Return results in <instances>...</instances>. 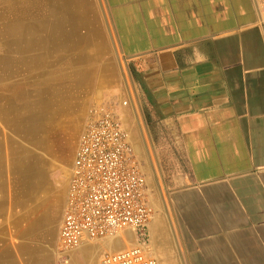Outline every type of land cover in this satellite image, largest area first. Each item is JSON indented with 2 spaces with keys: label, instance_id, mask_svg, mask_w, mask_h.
<instances>
[{
  "label": "crops",
  "instance_id": "1",
  "mask_svg": "<svg viewBox=\"0 0 264 264\" xmlns=\"http://www.w3.org/2000/svg\"><path fill=\"white\" fill-rule=\"evenodd\" d=\"M33 2L0 0V264H64L59 239L83 108L102 88L85 87L75 105L72 158L60 149L47 160L52 126L67 128L55 122V82L56 57L63 67L70 43L60 41L56 55L51 33L36 36ZM100 2L110 39L141 78L160 155L175 169L167 186L179 246L170 264H264V22L255 0ZM61 169L63 181L49 180ZM121 239L131 241L78 250L98 264L103 254L91 245Z\"/></svg>",
  "mask_w": 264,
  "mask_h": 264
},
{
  "label": "built area",
  "instance_id": "2",
  "mask_svg": "<svg viewBox=\"0 0 264 264\" xmlns=\"http://www.w3.org/2000/svg\"><path fill=\"white\" fill-rule=\"evenodd\" d=\"M264 22V0H255ZM154 216L145 175L130 131L114 104H96L78 140L70 169L68 199L59 247L70 253L83 245L135 235L134 244L105 253L98 264H160L148 245Z\"/></svg>",
  "mask_w": 264,
  "mask_h": 264
},
{
  "label": "rangeland",
  "instance_id": "3",
  "mask_svg": "<svg viewBox=\"0 0 264 264\" xmlns=\"http://www.w3.org/2000/svg\"><path fill=\"white\" fill-rule=\"evenodd\" d=\"M80 6H82L80 13L86 15L88 19L96 18L97 25L99 26L100 42L102 44V46L96 49L95 41L92 46L85 47L87 53L83 54L87 67L97 72V86H101L102 88L93 99L87 100L84 105L81 132L86 125L89 110L93 105L101 103L116 105V109L121 114L125 126L131 132L132 145L137 156L140 171L147 179L149 202L154 208V216L149 223L147 231L148 245L153 254L158 255V259L162 258L160 252L164 253L165 251L164 258L167 264H170L168 255L177 251V247L179 246L174 212L170 203L171 189L167 186L171 177L175 175V169L168 164V160L161 157L159 144L152 137L142 99L136 87V84L140 85L139 78L135 74L131 76L134 73L131 72L132 68L110 39L111 29L106 27V14L102 12L100 0H82ZM76 34L72 33V36L74 37ZM73 48L77 49L76 46H73ZM67 130L65 132L59 130L55 136L53 134L54 138L62 134L59 138L61 142L59 145L57 144L59 147L54 148V151L60 150V148L65 149L63 150L62 157L65 162H68L72 158L76 136V133L71 134L72 131L76 132V130L72 129L71 132ZM64 133L65 135H63ZM63 137L66 138L64 139ZM49 180L63 181V170L55 171L50 175ZM156 228H162L159 234L154 233ZM127 240H131L130 243L123 240V245L116 249L109 247L110 245H102L103 243H94L91 247L96 248L101 256L102 254L120 251L133 245L131 243L134 242L135 235L128 234ZM60 260L64 264H89L82 260V253L79 250L71 255L67 253L63 254Z\"/></svg>",
  "mask_w": 264,
  "mask_h": 264
},
{
  "label": "bare ground",
  "instance_id": "4",
  "mask_svg": "<svg viewBox=\"0 0 264 264\" xmlns=\"http://www.w3.org/2000/svg\"><path fill=\"white\" fill-rule=\"evenodd\" d=\"M24 1H27V0H24ZM33 1L35 2V0H33ZM81 3H82V0H37V4H35V6L37 7L36 18H35L37 21V34H36V36L39 39H43L45 36H48V34L51 33V36L53 35V39L55 40L56 45H57L56 55L60 54L59 53V47H58V43L60 41H64V42L67 41L70 43V45H69L70 46L69 61L67 60V63L63 67L59 68V63H58L59 59H58V56L56 57V59H57L56 72L57 73H56V82H55L56 83L55 122L59 121V123L56 124L57 127L62 126L65 128V126L67 125L68 131H70V132L72 129H75V127H76L74 123L76 121L75 120L76 117L79 116L78 115L79 113L77 112L78 110L75 107V105H77V104L81 105L84 88L89 87L91 85H94V86L98 85L97 72L95 70L89 69L85 63V60L83 59V57H84L83 54L87 53V51H85V47L86 46L87 47L92 46L95 41H96L95 42V48L96 49H98L100 46H102V44L100 42V34H99V31L96 27L97 26L96 25L97 24L96 18L88 19L86 17V15H84L83 13H80V10H82V8H81L82 6H80ZM7 7H9V6H7ZM22 12H23V10H22ZM51 22L54 25V30L51 29L53 34H52V32L49 31V29L47 30V28H46V25L47 24L49 25V23H51ZM64 25L70 26L69 32L67 30L65 31ZM29 29H30V26H29ZM72 33H77V34L74 35V37H73ZM53 46H54V44H53ZM73 46H76L77 49H74ZM22 48H23V46H22ZM26 51H29V50H26ZM64 51H66V50H64ZM30 53L32 54V52H30ZM30 53L28 54V56L30 55ZM21 55H23V54H21ZM33 55H36V54L33 53ZM45 55H47V54H45ZM41 64H43V63H41ZM75 113H76V115L74 116ZM50 125H51V123H50ZM55 128L56 127L53 128V126H52V133L50 135L51 138L49 137L48 141L46 142L47 144H45L46 148L50 152V157L49 156L46 157L47 160H51L52 159L51 157L53 155H57L55 153L58 150L54 151V148L56 149L57 147H59L58 146L59 143H57L56 141L61 142V139H59V138L62 134H60V136L57 135L56 138H54L55 134L56 133L58 134V132L54 130ZM67 128L62 129V131L65 132L67 130ZM26 133H28V132L26 131ZM73 133H75V131L71 132V134H73ZM53 134H54V136H53ZM63 135H65V133ZM60 149H63V148H60ZM63 150H65V149H63ZM61 154H63V152ZM24 166H26V165H24ZM22 181H23V179H22ZM128 234H129V232L126 234V238H127ZM103 242H105V241H103ZM108 244L113 248H118L121 246L122 243L119 240V241L108 242ZM87 252H89V251H87Z\"/></svg>",
  "mask_w": 264,
  "mask_h": 264
},
{
  "label": "trees",
  "instance_id": "5",
  "mask_svg": "<svg viewBox=\"0 0 264 264\" xmlns=\"http://www.w3.org/2000/svg\"><path fill=\"white\" fill-rule=\"evenodd\" d=\"M135 75H136V77L139 78V84H140V82H141V78L138 76V74H135Z\"/></svg>",
  "mask_w": 264,
  "mask_h": 264
}]
</instances>
